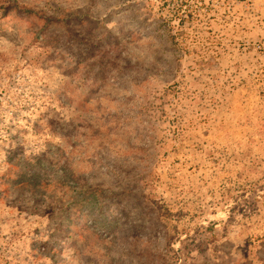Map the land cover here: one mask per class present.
<instances>
[{
	"label": "rangeland",
	"instance_id": "rangeland-1",
	"mask_svg": "<svg viewBox=\"0 0 264 264\" xmlns=\"http://www.w3.org/2000/svg\"><path fill=\"white\" fill-rule=\"evenodd\" d=\"M0 264H264V0H0Z\"/></svg>",
	"mask_w": 264,
	"mask_h": 264
}]
</instances>
